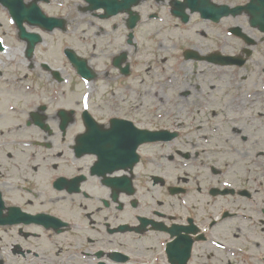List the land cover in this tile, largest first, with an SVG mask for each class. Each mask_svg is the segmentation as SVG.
Listing matches in <instances>:
<instances>
[{"label": "flooded vegetation", "instance_id": "flooded-vegetation-1", "mask_svg": "<svg viewBox=\"0 0 264 264\" xmlns=\"http://www.w3.org/2000/svg\"><path fill=\"white\" fill-rule=\"evenodd\" d=\"M30 1L45 12L58 11L66 21L61 32L72 23L63 49L72 47L88 63L96 59L95 75L117 81L99 102H86L103 129L115 127V117L167 136L140 145L136 164L114 171L86 148L82 133L89 121L72 98L73 88L67 95L33 90L45 84L35 77L41 75L36 69L46 72L48 85L58 83L52 67L32 54L27 68L11 71V80L0 70V102L9 93L11 107H0V209L3 217L11 210L25 215L2 226L0 264H264V86L245 89L252 56L232 64L226 58L244 52L245 34L254 47L264 34L251 28L244 13L218 10L203 18L177 3L184 0H93L94 7L86 0ZM204 1L210 9L242 2ZM106 2L129 5L138 20L132 31L127 13H119L125 16L120 30L117 22L97 26L87 43L94 50L88 52L73 32L78 22L71 10ZM173 9L185 17L173 16ZM137 34L148 40L149 50L174 60L165 68L166 91L150 97L159 103L151 110L135 95L136 81L125 83L134 75ZM203 46L209 59L172 64L184 59L181 51ZM107 53L109 64L101 67ZM121 53L126 72L112 63ZM188 72L203 86L183 89ZM60 96L71 102L61 104Z\"/></svg>", "mask_w": 264, "mask_h": 264}, {"label": "rangeland", "instance_id": "rangeland-1", "mask_svg": "<svg viewBox=\"0 0 264 264\" xmlns=\"http://www.w3.org/2000/svg\"><path fill=\"white\" fill-rule=\"evenodd\" d=\"M233 1H239L240 2V1H244V0H233ZM66 11L67 10H65V12ZM71 12L74 14L75 22H81L82 24H80V26L82 28H84V26H87L90 29V30H87L88 38L85 39L83 42H84V45L86 46V50L88 52H92V50H94V49L90 48L87 45V43L90 39H94V38L90 37L91 36V30L95 32L97 26L107 27L108 24L102 22L99 19H93L91 17L85 16V15L79 13L76 9L71 10ZM1 17L3 18V24H5V26H3V25L0 26V36H2L3 39L6 41V40H8L9 34L11 33V28H9V27H12V25L10 23H8L7 16H1ZM69 17L71 18L72 14H70ZM230 21H231V19H230ZM68 26H69V28H72V23L69 22ZM67 34H70V33H67ZM63 37H64V34L61 36L58 33H57V35L53 34V36L47 35L45 37V45L43 44L42 46H40L39 54L43 55V56H41V58L43 59V58H45V56H48V50H50V48L54 47L53 58L50 59V58L46 57L45 61H47L50 64V66H52L54 68L60 67V68H64L63 70H65L67 68V66L64 67V65H63L64 63L62 61V54H61V50H60V47L63 44L62 43ZM145 41H146L145 38H143V43H145ZM5 44L7 46L6 51L0 53V70L4 74L3 78L10 79V76L12 75L11 71H13L15 66H17L21 63V61L23 60V56L21 55V51H20L21 47H20L18 41L15 40V38L12 37L11 43H9V44L5 43ZM106 44H107V42L104 41V45H106ZM198 48L201 49V53H202V51L205 52L208 49L207 46L198 47ZM93 53H96V52H93ZM96 54H98V53H96ZM153 55H154L153 51H150L149 53H147L145 50L136 54L134 67L140 66V68H137L134 70L133 76H131L130 78H125V83H129L131 81L132 82L136 81L134 83V84H136V86L141 85L140 79H143L144 82L141 85L142 87L140 86L139 89L137 88V90H139L140 93H143L147 97L148 96L151 97L150 95H148V94H150V89H148L149 83L152 82V73H153L152 71H153V69H151V68H152L154 61H157V57L152 59ZM255 59H261L264 63V42L262 44H258L254 47L252 59L250 60L249 66H248V68H249V80H248V82L246 81V83H245V89L248 88V89H251L252 91L256 87L264 86V75H263V72L260 68V66L261 65L264 66V64L259 63V62H254ZM109 60H110V58H103V61L100 64V66L103 67V66L109 64L108 63ZM192 64H194L192 61L187 62V66L188 65L190 66ZM147 67H148V72H146L145 70L144 71L139 70V69H143V68H147ZM155 70H157V72H158L156 74V76L159 77V75L161 74V72H159V71H161L163 69H155ZM36 72L40 73L41 75L35 76V77L38 80H40V82L44 83V81L47 80L46 72L39 70V69H36ZM60 73L62 76H65V74L62 71ZM188 76H193V74L190 73ZM100 78H102V82L104 84H106V86H111L113 84L112 80L105 79L102 76H100ZM100 78H97L94 81V83L89 84L90 87L96 86V91L93 92V95L91 96V99L89 100V102L90 101L99 102L101 99L100 88H104V86L102 85V82L99 81ZM148 80H149V83H148ZM196 80L197 79L186 80V84L184 85L183 89H188V90L191 89V84L195 85ZM69 85H70V83H68L67 86L65 87L66 92H67V89L69 88ZM59 86H60V84H58V85L56 84V85H48L47 87L53 91H56L57 87H59ZM64 86H65V84H64ZM89 86H86L83 84L80 86L79 83L77 84V83L73 82V87H74L73 88V97L78 96L79 92L81 91V88L83 90H86L87 88H89ZM41 89H42L41 87L36 88L35 91L40 92ZM165 91H166V89H162L161 90L162 94ZM8 97H9V93H7V97L4 100L1 99L0 107L2 104L6 108L7 101L9 100V99L8 100H6V99ZM150 102L152 103V106H155V107H157L159 104L157 101L155 102L154 100H150ZM8 108H11V107L7 106V109ZM1 255L3 256L2 249L0 246V257H1ZM3 258H5V256H3Z\"/></svg>", "mask_w": 264, "mask_h": 264}, {"label": "water", "instance_id": "water-1", "mask_svg": "<svg viewBox=\"0 0 264 264\" xmlns=\"http://www.w3.org/2000/svg\"><path fill=\"white\" fill-rule=\"evenodd\" d=\"M257 4V6H256ZM251 7H254L255 9L259 10L260 8L262 10H264V0H251V4L248 6V8L250 9ZM40 14L39 13H35L34 16H33V21L34 22H37V23H43L44 25L45 24H48V20H44L41 18V16H39ZM263 18H264V11H263ZM255 22V21H253ZM264 27V19L262 21V27ZM133 151L131 150L130 154H132Z\"/></svg>", "mask_w": 264, "mask_h": 264}, {"label": "snow or ice", "instance_id": "snow-or-ice-1", "mask_svg": "<svg viewBox=\"0 0 264 264\" xmlns=\"http://www.w3.org/2000/svg\"><path fill=\"white\" fill-rule=\"evenodd\" d=\"M85 107H87V104H85Z\"/></svg>", "mask_w": 264, "mask_h": 264}]
</instances>
